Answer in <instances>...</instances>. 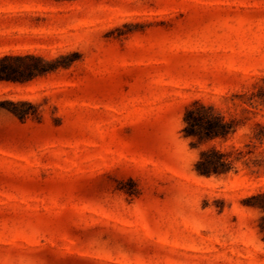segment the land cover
<instances>
[{"label": "rangeland", "instance_id": "rangeland-1", "mask_svg": "<svg viewBox=\"0 0 264 264\" xmlns=\"http://www.w3.org/2000/svg\"><path fill=\"white\" fill-rule=\"evenodd\" d=\"M5 58L0 264H264V0H0Z\"/></svg>", "mask_w": 264, "mask_h": 264}, {"label": "trees", "instance_id": "trees-1", "mask_svg": "<svg viewBox=\"0 0 264 264\" xmlns=\"http://www.w3.org/2000/svg\"><path fill=\"white\" fill-rule=\"evenodd\" d=\"M9 60L1 59L0 63ZM11 78L9 70L0 68V81H9ZM184 135L194 138L199 144L217 139H226L236 130L232 121H227L224 116L215 112L212 107H207L201 102H195L187 107L184 116ZM241 158L234 153L221 152L217 149L203 151L195 164V172L200 176H226L237 170V164ZM251 207L258 209L262 216L260 218V232L264 234V192H260L250 198Z\"/></svg>", "mask_w": 264, "mask_h": 264}]
</instances>
